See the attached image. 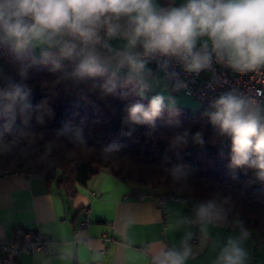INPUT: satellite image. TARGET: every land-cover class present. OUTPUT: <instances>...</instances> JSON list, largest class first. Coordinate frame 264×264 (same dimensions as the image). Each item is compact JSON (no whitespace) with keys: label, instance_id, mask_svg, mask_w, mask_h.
Here are the masks:
<instances>
[{"label":"trees","instance_id":"1","mask_svg":"<svg viewBox=\"0 0 264 264\" xmlns=\"http://www.w3.org/2000/svg\"><path fill=\"white\" fill-rule=\"evenodd\" d=\"M52 67L51 59L32 49L17 51L0 40V89L23 85L31 90L32 104L21 113L19 108L5 112L0 102L1 173L44 176L71 197L77 185L108 170L135 189L162 190L200 204L212 201L228 221L264 238V181L254 169L230 167L231 139L223 150L222 135L204 106L187 109L185 115L198 117V123L192 129L181 126L178 133L167 125L180 118L164 110L152 125L132 124L127 109L151 99L138 93L135 79L108 67L117 88L105 95L93 87L103 78L77 82ZM113 144L116 148L109 150Z\"/></svg>","mask_w":264,"mask_h":264},{"label":"clouds","instance_id":"2","mask_svg":"<svg viewBox=\"0 0 264 264\" xmlns=\"http://www.w3.org/2000/svg\"><path fill=\"white\" fill-rule=\"evenodd\" d=\"M205 36L216 56L226 57L241 73L264 65V0H187L170 8H159L157 0H0V39L12 41L17 51L40 48L51 59L53 71L64 70V78L77 82L103 78L93 87L105 95L115 93L117 85L99 49L113 51L112 39L126 40L118 66L128 68L130 80L135 79L143 95L149 87L145 81L149 59L175 58L190 73L208 68L211 53L206 46L197 49L198 38ZM30 96L31 90L20 84L0 89L5 112L30 110ZM164 107V97L157 94L147 105H131L127 121L152 125ZM211 107L214 110L206 113L210 123L231 139L230 167L254 169L256 178L264 181V122L231 93L219 96ZM195 138L202 142L200 133ZM113 148L116 145L109 146ZM196 214L204 221L221 218L212 201L201 203ZM247 236L242 229L240 238H229L217 264H244L241 244ZM186 256V251H161L155 264H184Z\"/></svg>","mask_w":264,"mask_h":264},{"label":"crops","instance_id":"3","mask_svg":"<svg viewBox=\"0 0 264 264\" xmlns=\"http://www.w3.org/2000/svg\"><path fill=\"white\" fill-rule=\"evenodd\" d=\"M186 2L157 0V6L179 7ZM199 44L212 49L206 36L198 38ZM109 45L111 52L99 49L102 61L129 75L127 67L118 66V54L124 50L126 40L112 39ZM30 49L44 57L40 48ZM146 69L149 87L143 93L170 95L164 72L148 63ZM135 188L103 170L86 185H77L76 194L69 197L44 176L27 171L0 172V239L13 237L18 226L51 236L47 250L21 252L8 264H153L161 251H186L184 264H217L228 239L240 238L242 229L248 232L241 244L246 252L244 264H264V238L248 228L222 215L220 219L200 220L196 214L200 203L195 199L178 196L163 203L152 198L137 199L132 195ZM151 192L165 194L162 190ZM87 206L92 208V223L81 228L77 223ZM105 232L115 238L113 244L104 242Z\"/></svg>","mask_w":264,"mask_h":264},{"label":"built area","instance_id":"4","mask_svg":"<svg viewBox=\"0 0 264 264\" xmlns=\"http://www.w3.org/2000/svg\"><path fill=\"white\" fill-rule=\"evenodd\" d=\"M205 46L212 59L210 66L199 73L187 72L183 64L175 58L156 57L149 59L148 64L164 72L167 84L173 92L199 100L209 112L214 110L211 105L219 96L231 93L244 101L248 112L256 114L264 122V65L241 73L228 64L226 57L219 59L209 46L199 44L197 49H205ZM216 130L219 132L218 128ZM229 140L228 136L222 135L220 145L225 151L228 149ZM132 195L137 199L152 198L161 203L178 197L153 194L147 189H133ZM91 209V206H87L82 211V218L77 223L79 227L87 228L92 223ZM102 239L107 245L115 242V238L107 232L103 233ZM50 244V234L18 226L13 237L0 239V249L3 252L0 264L12 262L13 257L21 252L45 251Z\"/></svg>","mask_w":264,"mask_h":264},{"label":"rangeland","instance_id":"5","mask_svg":"<svg viewBox=\"0 0 264 264\" xmlns=\"http://www.w3.org/2000/svg\"><path fill=\"white\" fill-rule=\"evenodd\" d=\"M171 90V89H170ZM138 93H139V86H138ZM141 95V94H140ZM141 96H147V94L143 93ZM152 98L153 96H149ZM164 112H168L175 116H178L180 119H176L172 123L167 125L169 131L173 133H178L180 131V127L188 126L190 129L194 128L198 123V117L196 116H186L185 113L187 109H191L192 112L198 111L203 109V105L199 100L194 98L188 97L183 93H175L171 90L170 95L164 97ZM207 110H209L207 108ZM187 118V120L183 118ZM157 119H160L158 117Z\"/></svg>","mask_w":264,"mask_h":264}]
</instances>
